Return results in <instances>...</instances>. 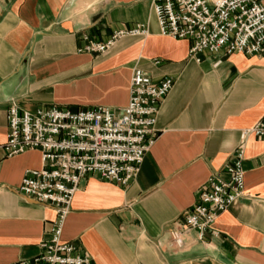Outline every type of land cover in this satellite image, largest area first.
I'll return each mask as SVG.
<instances>
[{"label":"crops","instance_id":"1","mask_svg":"<svg viewBox=\"0 0 264 264\" xmlns=\"http://www.w3.org/2000/svg\"><path fill=\"white\" fill-rule=\"evenodd\" d=\"M264 4V0H261ZM142 26L104 53L79 52L88 37ZM190 43L162 35L151 0H0V264H29L49 238L54 210L17 192L42 166L37 150L7 157L6 110L15 104L119 113L132 70L174 84L156 114L154 140L139 172L119 186L80 181L61 241L93 264H264V138L248 135L244 190L212 226L213 235L170 230L208 178L222 176L242 132L264 120V58L241 53L189 57Z\"/></svg>","mask_w":264,"mask_h":264},{"label":"built area","instance_id":"2","mask_svg":"<svg viewBox=\"0 0 264 264\" xmlns=\"http://www.w3.org/2000/svg\"><path fill=\"white\" fill-rule=\"evenodd\" d=\"M160 33L190 43L189 57L241 53L264 58V4L261 0H151ZM142 26L114 31L106 41L84 36L79 52L101 54L124 36L144 34ZM174 84L165 76L153 81L138 68L132 70L129 99L119 113L98 106L77 109L39 106L34 111L14 103L6 110L7 157L37 150L42 166L24 172L17 192L47 205L55 216L49 238L29 264H93L71 243L61 241L62 228L80 181L96 177L124 186L134 179L153 143L156 114ZM264 138V120L242 132L223 175L210 176L195 202L170 230L171 243L184 245L183 236L195 231L199 239L213 235L219 214L243 194L245 139Z\"/></svg>","mask_w":264,"mask_h":264}]
</instances>
